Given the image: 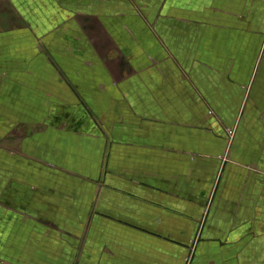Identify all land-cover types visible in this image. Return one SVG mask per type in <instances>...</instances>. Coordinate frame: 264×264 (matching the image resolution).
I'll return each instance as SVG.
<instances>
[{"label": "crops", "instance_id": "obj_1", "mask_svg": "<svg viewBox=\"0 0 264 264\" xmlns=\"http://www.w3.org/2000/svg\"><path fill=\"white\" fill-rule=\"evenodd\" d=\"M0 264H264V0H0Z\"/></svg>", "mask_w": 264, "mask_h": 264}, {"label": "rangeland", "instance_id": "obj_2", "mask_svg": "<svg viewBox=\"0 0 264 264\" xmlns=\"http://www.w3.org/2000/svg\"><path fill=\"white\" fill-rule=\"evenodd\" d=\"M228 133H227V135H228V139H231V133H229V130L227 131ZM225 158V157H224Z\"/></svg>", "mask_w": 264, "mask_h": 264}, {"label": "built area", "instance_id": "obj_3", "mask_svg": "<svg viewBox=\"0 0 264 264\" xmlns=\"http://www.w3.org/2000/svg\"><path fill=\"white\" fill-rule=\"evenodd\" d=\"M229 133H231V134H232V130H229Z\"/></svg>", "mask_w": 264, "mask_h": 264}]
</instances>
